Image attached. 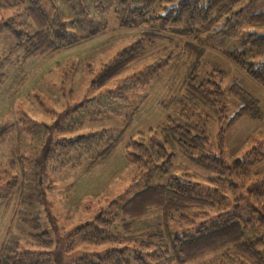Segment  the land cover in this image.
Instances as JSON below:
<instances>
[{
  "label": "trees",
  "instance_id": "16d2710c",
  "mask_svg": "<svg viewBox=\"0 0 264 264\" xmlns=\"http://www.w3.org/2000/svg\"><path fill=\"white\" fill-rule=\"evenodd\" d=\"M242 1L246 0H180L174 6L165 7L161 3L170 0H115L119 27L125 30L137 28L140 38L117 52L95 73L87 66L94 77L91 81L93 89L108 86L145 54L148 44L180 37L188 43L186 49L190 56L195 57L178 93L165 104V107L177 105L179 110L176 115L167 116L157 127L138 132L125 145V153L136 166L139 178L152 174L162 177L169 173L173 167L174 154L167 152L166 146L174 142H178L198 165L217 174L232 168L243 169L264 160V154L251 160L236 159L229 168L224 165L222 157L204 151L208 145L206 126L210 113H214L220 124H223L226 98L217 83L198 79L196 67L199 57L196 58V50L189 43L204 35L212 39L233 36L234 25L230 23L234 16L232 9ZM92 3L97 5L91 7ZM158 7L164 8L163 13L155 12ZM99 10H104L100 0H0V16L8 14L16 20L18 17L17 22L21 26L12 29L14 45L9 54L21 49L23 56L47 59L65 48L78 45L101 31L92 26L97 16L95 13ZM222 20H225L222 27L216 30L215 26ZM246 23L264 26V10L249 14ZM243 45L247 51L225 52V55L264 88V34L248 33ZM165 67L166 61H160L119 78L113 90L117 92L114 97L126 101V97L144 93L153 77ZM105 91L112 94L109 90ZM229 91L243 105L228 118L223 127L220 125V150L227 130L241 118H261L257 100L235 83ZM143 98L144 94L138 99L139 103ZM89 101L79 107H85ZM136 108L137 104L130 116ZM12 127V124L0 127V145L6 142ZM66 131L58 125L41 126L39 132L43 138L40 146L32 157L25 158L29 160L27 168L20 170L18 205L44 204L41 192L43 186L49 189L46 186L49 172L57 173L68 166L77 167L84 160L89 162V166H94L114 150L121 135L103 130L71 137L64 135ZM19 158L24 159L22 155ZM19 163L23 164L21 161ZM228 186L231 189L236 187L233 184ZM245 192L236 201L240 202L244 198L250 202L246 206L249 208L247 218H242L237 211L220 213L218 216L222 221L215 220L207 226L201 223L193 234L178 236L169 232L170 223L175 220L193 222L197 215H213L211 212L215 210L227 209L229 200L221 188H201L187 174L169 175L164 184L146 185L126 200L112 202L110 205L114 206V210L109 212V217L100 213L92 222L79 226L67 236L63 253L75 250L77 244L99 247L109 244L114 249L106 250L101 256L83 255L63 264H190L206 256L231 259V254L254 264H264V177L248 185ZM189 212L191 215L187 214ZM28 226L27 235L35 242V246L52 245L49 234L40 231L41 222L37 214L30 218ZM137 242L140 243L137 249L128 246L119 248L123 243ZM35 255L37 258L29 264H62L60 258L49 253L38 251ZM0 264H19L9 258L5 243L0 246Z\"/></svg>",
  "mask_w": 264,
  "mask_h": 264
},
{
  "label": "rangeland",
  "instance_id": "374dc122",
  "mask_svg": "<svg viewBox=\"0 0 264 264\" xmlns=\"http://www.w3.org/2000/svg\"><path fill=\"white\" fill-rule=\"evenodd\" d=\"M100 1L104 10L95 13L97 16L92 26L101 31L47 59L23 56L21 49L10 55L9 51L14 45L12 29L21 27L17 22L19 18L16 20L8 14L0 16V127L13 125L6 142L0 145V246L5 243L9 258L19 264L31 263L37 258L35 252L38 251L57 256L63 264L83 255L101 256L106 250L114 249L109 244L100 247L77 244L75 250L63 253L67 236L79 226L92 222L100 213L109 217V212L114 210V206L110 205L112 202L126 200L146 185L164 184L169 175L187 174L201 188H221L229 200L227 209L215 210L211 212L213 215L204 210L209 215H197L193 222L181 223L175 220L170 223L169 232L178 236L193 234L201 223L207 226L212 221H222L218 216L220 213L237 211L242 218H247L249 208L246 206L250 202L244 198L238 202L236 198L244 196L248 185L264 177V160L243 169L232 168L217 174L198 165L178 142L166 146L167 152L174 154L173 167L167 175L137 176L136 166L125 153V145L138 132L157 127L167 116L176 115L179 107L173 104L165 107V104L178 93L195 57L190 56L186 49L188 43L180 37L148 44L145 54L108 86L93 89L91 81L94 77L87 66L95 73L117 52L140 38V30L137 28L125 30L119 27L115 0ZM179 1L170 0L161 3V6H174ZM95 5L92 3L91 7ZM163 9L158 7L155 12L163 13ZM260 10H264V0L242 1L232 9L234 16L230 23L234 25L233 36L212 39L204 35L199 40L189 42L196 50V58L199 57L196 67L198 79L214 81L225 93V119L220 124L221 121L216 119L214 113H210L206 126L208 145L204 151L222 157L224 165L229 168L236 159L251 160L264 154V88L251 80L225 55V52L247 51L243 42L248 33L264 34V26L246 23L249 14ZM224 21L218 23L215 29H220ZM160 61H166V67L153 77L144 93L138 92L134 97H126V101L114 97L117 92L113 90L119 78ZM233 83L258 101L261 118H241L227 130L220 150V125L223 127L228 118L243 105L229 91ZM143 94L144 98L139 103L138 99ZM87 100L90 101L85 107H79ZM136 104L137 108L130 116ZM43 125H58L67 129L64 135L71 137L103 130L121 135L114 150L94 166H89V162L84 160L77 167L68 166L57 173L49 172L46 182L49 189L43 186L41 192L44 204L20 206L17 194L20 170L27 168L29 160L25 158L32 157L40 146L43 137L39 131ZM21 155L24 159L19 158ZM229 184L236 187L231 189ZM23 199L24 196L21 201ZM35 214L40 218V231L51 237V246H35V242L27 235L29 220ZM187 214L191 215V212ZM7 231L9 233L6 235ZM139 244L123 243L119 248L128 246L137 249ZM230 257L221 259L206 256L190 264H254L237 255L231 254Z\"/></svg>",
  "mask_w": 264,
  "mask_h": 264
}]
</instances>
